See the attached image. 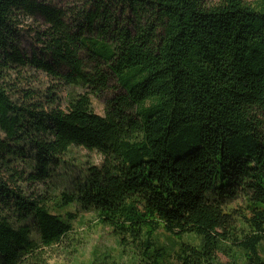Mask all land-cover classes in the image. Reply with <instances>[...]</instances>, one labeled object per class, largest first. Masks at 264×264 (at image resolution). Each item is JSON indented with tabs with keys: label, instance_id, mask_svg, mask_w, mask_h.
<instances>
[{
	"label": "trees",
	"instance_id": "trees-1",
	"mask_svg": "<svg viewBox=\"0 0 264 264\" xmlns=\"http://www.w3.org/2000/svg\"><path fill=\"white\" fill-rule=\"evenodd\" d=\"M17 16L44 23L31 56ZM26 69L55 87L12 88ZM73 149L101 164L30 193ZM79 212L130 264H264V0H0V264L76 252Z\"/></svg>",
	"mask_w": 264,
	"mask_h": 264
},
{
	"label": "rangeland",
	"instance_id": "rangeland-1",
	"mask_svg": "<svg viewBox=\"0 0 264 264\" xmlns=\"http://www.w3.org/2000/svg\"><path fill=\"white\" fill-rule=\"evenodd\" d=\"M243 1L248 4L255 5L258 0ZM51 3L55 4L59 8H66L78 5L79 0H51ZM17 20H19L17 28L21 31L20 48L26 55L31 56L34 51L39 49L34 37L35 32L42 30L44 28V23L37 17L32 18L17 16ZM20 74L21 78L19 77L20 75H13L7 79L8 83L12 84V88L15 85L14 87L21 91L27 89L36 90L38 95L42 96L46 87H55L54 82L49 81L41 73L34 70L26 69ZM53 90L57 93V97H60L61 101L65 99L67 95L66 91L58 92L56 89ZM68 92H71V90L69 89ZM117 94L118 89L116 86V80L109 76L107 89L103 93L89 95L93 112L103 116L105 114L104 108L106 102ZM17 97L21 100L20 93ZM64 160L66 164L54 170L49 180L50 183H53L50 185H58L54 191H49L46 185H28L27 188L30 193L34 192L36 194H41L42 191H44L48 193V197L52 195L54 197L58 195L60 191L63 192L70 189V182L74 179L83 177V174L88 167L91 165H100L102 158L96 153H88L84 150L73 149ZM20 168L22 169L23 167ZM235 206L236 204H233V207ZM74 229L75 234L73 237L75 239L77 251L68 254L67 252L69 249L66 248L65 250L64 248L63 250L61 247H58L57 251H46V254L43 256L46 264H91L92 259L95 257H97V259H103L106 264L114 262L116 264H130L129 254L124 253L122 257L120 256V250L116 245L114 237L107 228L97 225L96 218L93 214L81 212L77 213V217L74 221ZM160 235L161 240H164V243H168L164 233L161 232ZM93 253H95V256H93ZM218 257L222 262H227V258L225 256L218 255Z\"/></svg>",
	"mask_w": 264,
	"mask_h": 264
}]
</instances>
